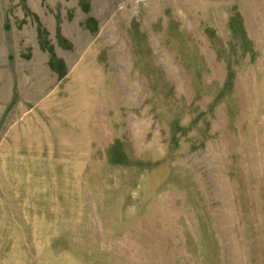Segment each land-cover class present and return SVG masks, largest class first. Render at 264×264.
Masks as SVG:
<instances>
[{"label": "rangeland", "instance_id": "obj_1", "mask_svg": "<svg viewBox=\"0 0 264 264\" xmlns=\"http://www.w3.org/2000/svg\"><path fill=\"white\" fill-rule=\"evenodd\" d=\"M0 264H264V0H0Z\"/></svg>", "mask_w": 264, "mask_h": 264}]
</instances>
